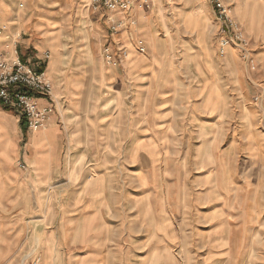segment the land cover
Returning a JSON list of instances; mask_svg holds the SVG:
<instances>
[{"label":"rangeland","instance_id":"rangeland-1","mask_svg":"<svg viewBox=\"0 0 264 264\" xmlns=\"http://www.w3.org/2000/svg\"><path fill=\"white\" fill-rule=\"evenodd\" d=\"M223 3L241 39L224 55L232 29L210 0L137 4L116 32L109 11L77 2L69 60L108 74L84 115L91 128L74 134L91 143L65 150L86 154L88 175L0 194L19 203L0 207V264H264V0ZM62 5L0 0V23L24 18L29 32ZM96 175L106 188L88 184ZM94 207L100 223L80 234Z\"/></svg>","mask_w":264,"mask_h":264},{"label":"crops","instance_id":"crops-1","mask_svg":"<svg viewBox=\"0 0 264 264\" xmlns=\"http://www.w3.org/2000/svg\"><path fill=\"white\" fill-rule=\"evenodd\" d=\"M52 1H61L63 5L49 12L52 15L51 19L44 18L39 21V24L33 27L30 25L32 28L29 32L22 26L24 18L8 24L0 23V30H3L0 31V53L9 59L19 57L32 68L44 70L52 85L55 101V111L50 116L48 124L34 134L28 130L19 111L6 109L0 104L1 197H6V192L10 194L13 188H20L19 191L22 188H61V182H71L70 179L76 174H78V179L88 175L87 169L77 167L79 158H85L86 154H80L75 159L71 153L66 154L65 150L67 146L70 150L77 144L91 143L88 138L86 140L84 136L74 134L83 129L85 113L87 118H90L93 103H96L93 98L96 81H99L100 91H102V84L104 87L107 86L106 75L108 74H102L101 64L92 62L88 57L82 56L75 62L70 61L67 44L63 41L66 36L65 28L69 26L72 18L69 15L74 13L77 2L88 4L89 0ZM65 16H68L66 23L60 19ZM128 18L131 17L128 16ZM47 28H53L52 33L44 34ZM30 35L31 40L23 38V36ZM53 41L52 45L42 43ZM100 99L103 98L100 97ZM104 99L107 100V98ZM40 104L45 105L46 101L42 100ZM85 127L90 129V123ZM22 164L28 167L27 171L21 169ZM91 173L90 171V175ZM88 178V184L92 186L95 183L98 184L92 188H106V180L103 176L96 175ZM87 179L86 182L81 180V186L77 185L79 180L75 185L67 188H87L85 185ZM99 192L101 193V190ZM0 203L3 205L0 207L3 208L19 206L17 201L12 200ZM94 208L96 211L82 221L80 234L87 230V226L100 223L101 207Z\"/></svg>","mask_w":264,"mask_h":264},{"label":"built area","instance_id":"built-area-1","mask_svg":"<svg viewBox=\"0 0 264 264\" xmlns=\"http://www.w3.org/2000/svg\"><path fill=\"white\" fill-rule=\"evenodd\" d=\"M151 2L152 0H89L87 8L90 10L93 7L97 10L102 7L109 11L108 22L111 30L116 32L127 25L116 17L117 14L127 15L135 5L146 6ZM210 2L217 9V20L223 23V34H226L225 30L232 29L231 39L223 37L220 40V50L224 55L231 44L236 45V42H241L240 35L235 32L237 25L230 20L229 10L223 5V0H210ZM130 19L127 20L130 22ZM110 59L108 58L109 62ZM52 90V85L43 71L32 68L19 57L9 59L0 53V104L6 109L19 111L28 130L38 132L48 124L50 116L55 111ZM42 100L46 101L45 105L40 104ZM20 167L27 171L25 164Z\"/></svg>","mask_w":264,"mask_h":264},{"label":"bare ground","instance_id":"bare-ground-1","mask_svg":"<svg viewBox=\"0 0 264 264\" xmlns=\"http://www.w3.org/2000/svg\"><path fill=\"white\" fill-rule=\"evenodd\" d=\"M32 132V131H31ZM39 132V131H38ZM32 133H37V132H32Z\"/></svg>","mask_w":264,"mask_h":264}]
</instances>
